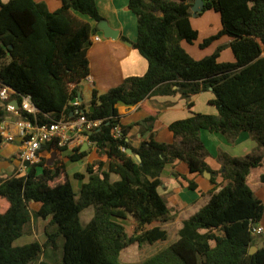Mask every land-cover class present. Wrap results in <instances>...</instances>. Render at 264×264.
<instances>
[{
	"label": "trees",
	"instance_id": "16d2710c",
	"mask_svg": "<svg viewBox=\"0 0 264 264\" xmlns=\"http://www.w3.org/2000/svg\"><path fill=\"white\" fill-rule=\"evenodd\" d=\"M60 1L55 11L35 0L0 1V87L12 88L11 96L19 102L30 94L40 123H52L74 111L72 100L82 96V82L90 74L88 48L98 30L82 16L97 24L103 19L96 0ZM193 2L129 0L128 9L137 17L134 45L148 68L104 93L94 89L90 107L80 102L89 119L102 123L89 135L98 158L87 163L84 173L73 175L83 180L78 192L63 155L68 147L58 146L57 139L41 149L56 154L52 163L43 156L27 173L0 179V264H32L48 244L57 247L59 239L62 261L55 264H135L122 260L129 246L168 238L161 226L147 228L171 216L159 192L165 166L178 159L192 173L213 172L202 130L221 133L230 143L245 131L256 145L241 156L221 150L217 161L223 180L211 178L213 187L202 193L204 204L183 220L174 242L136 264H264V245L251 230L252 223L264 218V201L250 185L258 169V182L264 184V0H204L198 15L206 10L220 13L222 28L201 46L223 35L232 41L198 60L182 46V41L192 43L199 35L191 23ZM228 46L236 60L219 62L220 52ZM209 90L217 113L192 111L191 116L173 121L172 143L151 138L139 147L130 144V126L121 124L120 104L134 106L151 95L179 93L191 110L193 97ZM6 104L0 99V124L8 116ZM155 117L152 114L148 120ZM117 125L122 139L113 135ZM1 142L0 132V146ZM127 149L139 154L141 161ZM88 153L77 147L66 156L81 161ZM189 185L197 188L193 180ZM32 203L40 205L34 217L49 219L47 240L16 244L32 220ZM89 207L93 216L82 225L81 213ZM128 216L136 222L133 232L119 221ZM252 246L258 247L254 254L249 253Z\"/></svg>",
	"mask_w": 264,
	"mask_h": 264
},
{
	"label": "crops",
	"instance_id": "0c3cea01",
	"mask_svg": "<svg viewBox=\"0 0 264 264\" xmlns=\"http://www.w3.org/2000/svg\"><path fill=\"white\" fill-rule=\"evenodd\" d=\"M0 1L7 2L9 0ZM35 1L38 3H45L50 11H55L61 6L60 0ZM96 3L103 17L102 20H106L112 29L117 30L118 35L116 37H107L99 28L92 34V43L88 48L90 74L82 82L81 96V102L87 107H90V100L94 89L99 93H104L120 85L127 77L143 75L148 68L146 59L134 45L137 39V17L128 9L129 0H96ZM207 15H213V20L216 23L214 24L207 21L208 24L200 25L192 15L191 23L199 32L198 38L192 43L185 40L182 41V46L197 60L213 54L220 45L228 44L232 41L230 36L223 35L219 39L212 41L208 46L204 48L201 46V43L206 38L217 34L222 28L220 13L219 15L213 13H208ZM82 18L88 20L93 27L97 26V22L89 17L82 16ZM235 60L234 52L229 46L224 48L218 57L219 62H233ZM212 99H214L212 90L197 94L192 99L195 105L190 110L187 107L186 99L182 98L179 93L173 95H151L134 106L120 104L121 124L130 126L127 139L133 147H139L143 141L150 140L151 138L161 143H172L174 141V134L169 128L170 124L175 120L191 116L192 111L212 114L217 113V108L210 102ZM152 114L156 117L154 121L150 122L148 119ZM15 120L16 116L8 113L5 122L9 131L13 134L17 133L14 124ZM150 125H152L151 129ZM201 139L210 152V157H208L207 162L213 172H210V175L205 172L203 174L192 173L187 163L178 159L166 165L161 175L162 185L159 187V192L165 196L170 209L173 207L178 210L180 208L184 209V207L196 205L200 202L202 193L209 191L213 187L211 182L213 176L218 182L223 180L219 172L220 164L217 161V157L221 150L232 156H241L250 152L256 145L249 133L245 131L241 132L233 143H230L223 134L208 130H202ZM21 143V140L17 138L13 142L1 144L0 179L27 173L29 166L26 169H22L19 160V153L22 147ZM75 148L77 147L70 146L68 150L64 152L63 155L65 156L66 166L69 160L66 155ZM80 150H89L87 157L81 160L82 162L86 161L84 166L86 169L87 163L98 158V155L93 145L84 143L80 147ZM42 154L46 157L52 155L55 158L56 156L54 152L48 151H43ZM79 172L84 173L83 170ZM260 172L261 170L257 172V178ZM174 173L178 175L176 176ZM113 179H118V176L115 175ZM191 180L196 182V189H192L189 185V181ZM257 184L262 190L255 193L264 201V184L259 183L258 180ZM39 206L40 205L37 203L31 204L32 218H36L40 220L39 222H43L45 239H40L38 235L39 232L33 229L35 238L30 242L38 240L44 243L46 241V227L48 226L49 219L45 220L40 217H34V211L38 210ZM259 224L264 226V218ZM261 235L263 237L259 240V245L262 246L264 245V232H262ZM53 247L55 248V246ZM45 256L46 253L44 252L40 260L32 264H39L42 260H46L44 259ZM47 261L52 264L58 263L62 261V254L57 262Z\"/></svg>",
	"mask_w": 264,
	"mask_h": 264
},
{
	"label": "built area",
	"instance_id": "2783aa9c",
	"mask_svg": "<svg viewBox=\"0 0 264 264\" xmlns=\"http://www.w3.org/2000/svg\"><path fill=\"white\" fill-rule=\"evenodd\" d=\"M14 91L9 86L0 87V99L7 101V112L16 116L14 121L17 133L13 134L9 131L6 125V119L0 124V132L2 135L1 144L13 142L17 138L21 140V151L19 153V160L21 168H28L35 163H39L42 158V145L48 141L57 139L58 146L60 147H81L84 143L92 145L89 139L97 127L100 126L102 120L89 119L84 110L80 108L81 100L75 98L72 100L74 111L66 118L54 120L52 123H40L36 118L38 108L34 103L32 96L26 94L22 96L19 107L17 108L12 101L17 100L12 98L11 94ZM29 115L35 116L32 120ZM115 138L122 139L123 132L120 125L115 126L113 130ZM123 150H126L122 147ZM251 230L254 235L264 232V226L259 223H252Z\"/></svg>",
	"mask_w": 264,
	"mask_h": 264
},
{
	"label": "rangeland",
	"instance_id": "374dc122",
	"mask_svg": "<svg viewBox=\"0 0 264 264\" xmlns=\"http://www.w3.org/2000/svg\"><path fill=\"white\" fill-rule=\"evenodd\" d=\"M208 13H213L216 15H219L218 12L214 11V10H206L205 12H203L200 15H196L194 17V19H196L197 22H199L198 24L200 25H205L208 24V22L211 23H216L213 19L214 16L213 15H207ZM202 17V18H201ZM54 160V157L52 155H48L47 157V163H52ZM85 162L82 161H71L68 160L67 161V169L69 174L72 176V181H73V185L75 190L78 192L79 189L81 188V185L83 183V180L80 179H75L73 177L74 173L79 172L81 170H83L84 172L86 171L85 169ZM257 172H259V170H256L254 172V175L250 181V185L251 187L254 189V191L257 193L259 191H261L262 189H260V186L257 184ZM113 178H115V175L113 176ZM165 197V196H164ZM205 200L202 197L200 202H198L196 205L194 206H188V207H184V209H175L173 207H171V216L168 222H155L151 225H148L147 228H152L154 226H161L163 229H165L167 231V235L168 238L166 240H158L155 243H146L143 245H132L129 246L126 250H124V252L122 253V260L125 262H130V263H138L141 262L147 258H149L150 256H152L153 254H155L156 252H158L159 250L165 248L166 246H168L170 243L174 242L177 238H178V233H179V229L182 226V220L187 218L190 214H192L193 212L197 211L203 204H204ZM94 210L92 207H89L87 209H85L84 211H82L81 213V221H82V225H86L89 220L91 219V217L93 216ZM40 220L36 219V218H32L29 226H27L26 229V233L23 235V237L19 238L16 241V244H24V243H28L31 240H33L35 238L34 236V230L35 229L39 235L40 239H45L44 236V226H43V222H39ZM119 221L122 222L127 230L129 232H133L135 229V220L132 216H128L127 218H119ZM54 228L50 227L49 231H53ZM263 236L261 234H257V240L259 241ZM46 240H47V236H46ZM46 242V241H45ZM43 243V242H42ZM57 247H53L54 245L52 243L48 244V246L45 249V253L46 256L44 257V259L46 260H50L52 262H57L60 258H61V254H62V240L59 239L57 242Z\"/></svg>",
	"mask_w": 264,
	"mask_h": 264
},
{
	"label": "water",
	"instance_id": "95a60500",
	"mask_svg": "<svg viewBox=\"0 0 264 264\" xmlns=\"http://www.w3.org/2000/svg\"><path fill=\"white\" fill-rule=\"evenodd\" d=\"M204 8V0H194L192 10H193V15L196 16L198 12H201L202 9ZM98 28L102 30L107 37H116L118 35V31L112 29L108 22L106 20H101L97 24ZM80 100H82V97H79ZM12 103L18 108L19 107V102L18 100L12 101ZM93 109V107H92ZM127 152L131 155H133L138 161H141V157L139 154H135L132 149H127ZM30 163L27 162V166H29ZM205 173L210 175V172L205 171ZM258 250L257 246H252L249 250L250 254H254Z\"/></svg>",
	"mask_w": 264,
	"mask_h": 264
}]
</instances>
